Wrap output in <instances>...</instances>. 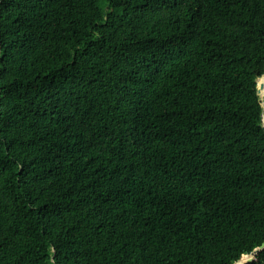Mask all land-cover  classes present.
<instances>
[{"label": "trees", "instance_id": "16d2710c", "mask_svg": "<svg viewBox=\"0 0 264 264\" xmlns=\"http://www.w3.org/2000/svg\"><path fill=\"white\" fill-rule=\"evenodd\" d=\"M263 73L264 0H0V264L262 245Z\"/></svg>", "mask_w": 264, "mask_h": 264}, {"label": "water", "instance_id": "95a60500", "mask_svg": "<svg viewBox=\"0 0 264 264\" xmlns=\"http://www.w3.org/2000/svg\"><path fill=\"white\" fill-rule=\"evenodd\" d=\"M263 74H264V73H263ZM263 74H262V75H263ZM257 92H259L258 87H257ZM262 127L264 128V125H263V124H262ZM262 247H264V242H263L262 245H260V246H258V247H256V248H254V249H253L248 255H246L245 257L240 258V259H238L237 261H235L234 264H244V263H246V262L252 260V258H253V256L255 255V253H257L258 251H260Z\"/></svg>", "mask_w": 264, "mask_h": 264}, {"label": "bare ground", "instance_id": "6f19581e", "mask_svg": "<svg viewBox=\"0 0 264 264\" xmlns=\"http://www.w3.org/2000/svg\"><path fill=\"white\" fill-rule=\"evenodd\" d=\"M258 85L260 87V100L263 105V112H262V121L264 123V75L258 78Z\"/></svg>", "mask_w": 264, "mask_h": 264}, {"label": "rangeland", "instance_id": "374dc122", "mask_svg": "<svg viewBox=\"0 0 264 264\" xmlns=\"http://www.w3.org/2000/svg\"><path fill=\"white\" fill-rule=\"evenodd\" d=\"M259 97H260V95H259ZM262 108H263V107H262ZM262 112H263V110H262ZM262 124L264 125L263 121H262Z\"/></svg>", "mask_w": 264, "mask_h": 264}]
</instances>
